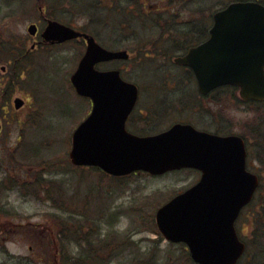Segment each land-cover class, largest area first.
Segmentation results:
<instances>
[{"label":"rangeland","instance_id":"1","mask_svg":"<svg viewBox=\"0 0 264 264\" xmlns=\"http://www.w3.org/2000/svg\"><path fill=\"white\" fill-rule=\"evenodd\" d=\"M35 1L0 0V37L3 34L18 36L16 38L22 42L26 39V36L31 38L27 31V26L29 21L31 22L38 17V14L32 10ZM127 1L121 0L120 2L126 6ZM146 1L148 5L156 3L162 5L165 0ZM223 1L206 0L205 7L209 12V9H214L216 4L221 5ZM134 2H137V0H134ZM94 3L97 4L96 2ZM148 5L146 6L145 14L136 19V31H129V34H125L128 29L124 32L116 31L119 29L115 30L114 24L120 25L121 21H123V15H125L117 11L118 14H121L114 19L112 31L109 32L110 35L108 36L118 38V42L108 39L107 35H99L98 38L102 43L111 47H115L119 43V46L130 49V53L134 56L131 61L115 62L107 68L121 69L126 79L133 80V82L136 81L139 85L143 84L140 90L141 96L145 97V94H147V96L150 95L151 97V95L157 94L161 97L164 94L167 98L172 99L174 103L176 102L178 105L185 107L184 110H179L178 112L174 110L175 108L172 110V106H169L168 117H171V119L189 116L194 119L193 122L195 124L201 127H211L210 123L214 124V126L219 125V111L216 116L210 113V109L206 106L204 110L207 113L201 115V120L200 117L198 118L199 113H195L194 110L190 111L188 106H186L187 100H192L195 94L192 87L187 84L192 91V95L189 93V88L187 89L185 82L188 79L182 77L185 76V68L173 62V58L185 50L176 51L175 48L168 44L166 47L162 45V47L158 48L159 54L153 63L143 62L142 54L135 52L138 50L137 46L140 43L155 41L158 36H162L161 31L163 29H166V34H168V28L175 23L173 19V22H169L168 14L160 17L162 19L160 20L156 14L151 13H157L156 10H151ZM124 10H126V7L122 12ZM82 11L91 13L94 18L98 19V30L103 27L102 21H100L103 15L102 11L97 12L95 9L91 11L90 4L85 5V10L82 9ZM189 15L190 13H182L180 20L189 19ZM170 34L174 38H178L174 31ZM30 47L31 42L25 48ZM80 55V50L73 45L33 49L30 60L26 62V65L31 62L29 79L17 84L16 89H12L14 91L9 94V102L5 101L8 107L0 108V114L4 112L5 108L6 111L7 108L8 110H13L15 114V116L8 114L9 122L4 125L6 132H12L10 139L12 141L7 149L0 146V162L5 158L7 162H11L14 157L15 159H28L26 162L30 163H28L27 167L32 165V176H28L31 181V189L29 191H21L22 193L20 191L18 193L15 190V185L11 184L10 180L13 181L14 179L10 177L4 178L1 173L3 171L0 169V209L4 210H0V227L1 229L4 227H16V230L6 243L0 241V264H58V260L57 262L55 261L57 255L55 256L54 253L56 241V237H53L55 235L54 226L57 216L64 214L63 211L65 209L54 205L52 200H45L44 195L40 191L37 192V195L33 192V183L37 180V176L43 173L46 177L58 179L63 184V190H61L64 191V195L60 198L65 200V204L69 202L68 205L64 206L67 209L64 216H72V218L75 217V219H80L84 222L86 219L83 218L82 207L85 202L91 204L90 208L84 207L86 209L94 210L95 207L100 208L95 213L96 221L101 224H111L102 225L104 228L102 231L105 232L111 229L113 238L117 237V239L124 240L128 245L124 248L123 251L125 253L123 252L116 264H130L131 262L132 264H138L137 260L142 255L146 256V260L153 256V264H193L190 259L180 253L179 250L182 246L170 244L162 235L149 231L150 225L147 223V218L151 220L160 205L197 181V174L185 170L169 172L160 176L136 174L114 180L98 173H85L82 169L74 168L70 164L69 151L73 130L91 108L90 101L78 96L70 82V75L76 68ZM4 64L7 63H0V75L4 72L10 73L11 67L6 68L4 71L2 67ZM165 76L169 79L163 83L162 88L158 92L157 90L155 91V87L159 86V83L156 85L152 83L162 82L160 79L165 78ZM24 78H26L25 75ZM172 79H175L174 84L167 87L166 84L171 83ZM175 86L177 88L176 91L173 90ZM15 96H21L27 101V104L19 110H15L12 105V99ZM228 96L229 93H217L214 96L216 97L214 104L230 103L232 113L237 119H242L241 128L244 132H249L251 124H255L261 118H264V108L260 107L257 112H251V120L248 119L250 118V112L247 114L243 112L235 114L233 109L237 108L235 107L234 96ZM223 97H226L225 101L222 100ZM9 98L5 99L8 100ZM166 102L167 104L172 103L170 100ZM198 104L197 108L202 103ZM216 106H214V109ZM153 109H155L154 111H159L156 102ZM167 122L168 120L166 119L164 124L166 125ZM19 124L29 125L26 130H23L22 138L26 142L25 148L32 149V153L28 155V158H25V155L21 153L13 156L9 152V149L17 143L13 139L20 134ZM11 125L15 126V128L13 126L10 127ZM23 145H21L20 149ZM252 151L256 160L259 155L257 153L256 157L254 147ZM20 152H23V150ZM54 162L59 163L65 171H55ZM261 163L262 165L258 169L263 176V181L257 204H262L264 199V156ZM66 164H69L70 167ZM8 165L11 166L9 163ZM89 183L92 184V193L95 194V198L92 194L86 200H83L82 196L78 194L76 197L71 196V194L79 191L86 193L89 189ZM99 183L102 191L99 192L100 197L96 198ZM78 209L82 212L81 217L77 213ZM15 223L23 225L16 226ZM1 238L0 234V240ZM256 245L253 243L251 248L253 249ZM60 247L62 248V255L65 256L75 255L79 251L70 240L68 242L66 240ZM250 253L249 256H251ZM178 254L180 257H177ZM244 260L242 264H263L264 262V259L255 261L253 257Z\"/></svg>","mask_w":264,"mask_h":264},{"label":"water","instance_id":"2","mask_svg":"<svg viewBox=\"0 0 264 264\" xmlns=\"http://www.w3.org/2000/svg\"><path fill=\"white\" fill-rule=\"evenodd\" d=\"M29 30L34 34L36 26ZM210 32L209 40L174 61L193 69L202 93L233 84L241 87L243 97L263 99L264 5L232 2L215 13ZM79 35L56 21H50L42 34L59 42ZM87 38V50L71 79L79 94L93 99L94 108L73 133L72 162L100 166L113 175L201 170L200 181L157 210L158 229L170 241L186 242L200 264H237L245 244L237 237L234 222L258 186L257 176L245 170L243 145L239 149L234 137H218L181 123L155 135L127 132L125 121L138 88L121 78L119 70H99L95 65L127 59L129 53L105 49ZM23 103L22 98L15 99L16 107Z\"/></svg>","mask_w":264,"mask_h":264},{"label":"flooded vegetation","instance_id":"3","mask_svg":"<svg viewBox=\"0 0 264 264\" xmlns=\"http://www.w3.org/2000/svg\"><path fill=\"white\" fill-rule=\"evenodd\" d=\"M121 0H36L33 4V11L38 14L37 19H33L31 22H28V26L31 24H34L37 28V31L34 36L30 35L29 37L26 36V39L21 44H25L26 47L29 42H31V47L26 49L27 57L30 58V55L32 53L33 49H37L38 47H56V46H67V45H73L78 50H80L81 55L80 58L83 56L88 41L85 37V35L92 36L96 39L97 42H99L103 47L110 49V50H123L126 49L130 53V49L125 48L124 46H119L117 43V46L111 47L109 45H106L102 43L99 40V35H107V38L110 40H115L118 42V38L115 37H109V32L112 31L113 27V21L116 17H118L121 13H124L123 15V21H121L120 25H115L116 31H126L129 34V31H136V19L140 17L142 14H145L146 12V6L148 5L146 0H137V2H134V0H128L126 3V6L123 5ZM133 1V2H131ZM206 0H165L164 4L159 5L158 3L154 5H148V7L151 10H156L157 13L151 12L153 14H156L157 17H159L160 20H162L160 17H164L168 14L169 22L174 20L173 28H168V34L172 33L174 31L178 38H174L171 34H166V29H163L162 36H158L157 40L151 41V42H145L140 43L137 46V49L135 52L140 53H157L156 55L148 56L151 58H146L144 62L153 63L156 59L157 55L159 54L158 48L162 45L166 47L168 44L169 46L176 49V51H183L176 55L173 58V62L177 56H183L185 55L190 48L200 45L201 43L206 42L210 37V29L214 22V15L217 11H219L223 5L216 4V7L214 9H206L205 3ZM212 1V0H211ZM96 2L97 4H95ZM84 3V4H83ZM90 4L91 11H102L103 15L101 16L100 21H102V28L100 27L98 30L97 26V18L93 17L91 13L82 11L85 10V5ZM126 7V10L123 11V9ZM153 7H155L153 9ZM189 7V8H188ZM121 12V13H117ZM150 11V10H149ZM148 11V12H149ZM166 12V13H164ZM182 13H190L189 19L180 20ZM115 14V15H114ZM96 15V14H95ZM97 16V15H96ZM212 19V20H211ZM58 21L64 25L73 27L76 31L81 32L83 35H80L76 38L66 40L64 42H53L44 40L42 38V32L45 30L47 25L49 24V21ZM211 20V23H210ZM173 22V21H172ZM27 26V31H28ZM175 28V29H174ZM168 35V36H167ZM139 37V35H137ZM184 37V38H183ZM138 39V38H137ZM149 46V47H148ZM123 47V48H121ZM148 47L147 49H144ZM137 53V54H138ZM144 56H146L144 54ZM143 55H141V58ZM134 59V56L130 53V57L127 60L122 59H116V60H110L101 63L100 65L104 68L111 66L115 62H125V61H131ZM12 64V61L9 62V64H6L7 69ZM178 65V64H177ZM181 67H184L188 72V76H182L185 79L186 87L187 89L189 86L192 87L195 97L192 100H187L186 106L190 109V111L194 110L195 113H199L198 118H201V115L206 114L207 111L204 110L207 106L208 109H210V113L214 115H218L217 112L219 111L220 114L218 115V122L219 125L214 126V124H211V127L205 126L201 127L200 125H197L193 122V118L191 117H175L176 119H171V117H168L170 107L172 106V110H184L185 107H182L181 105H178V103H174L172 99H169L166 97V95H161V97L157 94H153L147 96L145 94V97L141 96L140 90L142 89V85H139L136 81H134L138 87H139V95L138 99L136 101V104L131 111V113L128 115L126 119V129L133 134L137 135H149V134H155L159 133L161 131H164L168 128H170L175 123H190L197 127L198 129H201L203 131H207L209 133L217 134L222 137L226 136H233L236 139L237 144L239 143V149H241V145H243L245 149V170L250 175L256 174L260 181H263V176L259 172V166L262 165L261 161L264 156V118H261L259 122H256L255 124H251L249 127V132H244L241 128V120L237 119V117L232 113L231 111V104L230 103H216L215 98L213 94L218 91L226 92L225 90L233 91V93H229L230 95L234 96V101L236 103L235 107L237 109H233V111L236 113L243 112L244 114H247L250 112V118L252 119L251 112L256 111L258 107L264 108V101H256V100H243L239 94L238 91H235V87L232 86H222L220 88H216L209 94L203 95L199 91V86L197 83L196 76L193 72V70L189 66H183L179 65ZM12 69V68H11ZM7 78H9V72L5 73ZM11 76H14V72L12 71L10 73ZM167 78H161L160 81L162 82H153V85L158 84L159 86L155 87V91H159V89L162 88L163 83L167 81ZM169 84H166L167 87H170L174 84V80ZM182 80V79H179ZM133 81V80H132ZM195 84H194V83ZM146 84V83H144ZM189 84V86L187 85ZM174 91L177 90L176 86L173 88ZM189 93L192 95V91L189 88ZM173 91V92H174ZM227 97V96H226ZM223 97L222 100L225 101V98ZM146 98V99H145ZM170 100L172 103L167 104L166 101ZM177 100V99H176ZM155 102L157 106L159 107V111H154L153 106L155 105ZM202 103L199 108L198 103ZM27 104V103H26ZM92 105V103H91ZM217 105V106H216ZM214 106L216 108L214 109ZM6 109L2 114H0L1 120L5 123V121L9 122V117H7ZM15 115V114H14ZM188 115V114H187ZM197 117V116H196ZM168 120L166 125L164 124L165 120ZM5 125V124H4ZM11 125L10 127H12ZM29 125H23L19 124L18 128L20 129L19 136H15V139L13 141H16V145L9 149V152L12 153L13 156H15L17 153H21L25 155V158H28V155L32 153L31 148H25L26 142L22 140L23 138V130H26ZM15 128V126H13ZM16 132V131H15ZM11 131H5V127L0 132V146L5 147V149L8 148L9 143H11ZM25 143V144H24ZM24 144V145H23ZM21 145L23 147L20 149ZM257 157V153L259 157L254 159L253 155V149ZM227 148H229L227 146ZM20 149V150H19ZM23 152H20L22 151ZM230 151V150H229ZM11 155V159H12ZM28 159H15L13 157L11 162H7L6 158L0 162V169L3 171L1 172L4 178L10 177L14 179L11 181L12 185H15V190L18 191H29L31 189V181L29 180L28 176H32V165H28L30 162H26ZM8 163L11 165L9 166ZM264 170V169H263ZM199 176L201 175V172L197 171ZM13 187V189H14ZM33 188V185H32ZM19 193V192H18ZM22 193V192H21ZM20 193V194H21ZM15 217H17L14 214ZM60 217V226L61 229H64V222L62 219H64L63 216ZM259 222H261L262 230L259 231L257 228V225H259ZM16 226L23 225L21 223H15ZM235 229L237 232L238 237L244 241V243L249 246V250L252 249L251 246L253 243L257 244L252 250L263 252L264 247L260 244V240L262 237V231H264V204H257V198L256 193L254 195L253 200L247 204L241 212L239 213L236 221H235ZM16 230V227L10 228V227H4L1 229L0 227V234L2 236L1 242L6 243L10 236L14 233ZM6 234V235H4ZM21 236V234H20ZM64 237H59V241L57 238L58 243L63 244L66 239H62ZM183 246V250L185 251V254L190 257L188 248L185 244H181Z\"/></svg>","mask_w":264,"mask_h":264},{"label":"trees","instance_id":"4","mask_svg":"<svg viewBox=\"0 0 264 264\" xmlns=\"http://www.w3.org/2000/svg\"><path fill=\"white\" fill-rule=\"evenodd\" d=\"M264 3V0H260ZM212 20V19H211ZM210 20V23H211ZM0 37V63H9L13 62V69L14 76H10V78H6L4 75H0V108L3 107L5 104V101L8 102L5 98H9V94L12 92V89H16L17 84H20L21 81H26L29 79V75L31 74L29 70H31V62H29V65H26L27 61L30 60L27 57L26 54V45L21 44V41L17 39L18 36H10V35H1ZM144 54L146 56H144ZM157 53H142L143 58L145 60L146 58H151L152 56L156 55ZM151 57H148L150 56ZM24 75L26 78H24ZM167 77V76H166ZM32 80V76H31ZM23 83V82H22ZM3 89H7V93L4 97H1V94L3 93ZM55 171L60 170L59 163L54 162ZM70 167L69 164H66ZM97 171V169H95ZM94 169H83L85 173L88 172L90 174H95ZM45 177V178H44ZM11 182V180H10ZM9 183V182H8ZM62 186L58 179H52L49 177H46L45 174H41L38 176L37 180L33 183V192L37 195V192L40 191L41 194L44 195L45 200H52L54 202V205L60 206L61 208L67 210L64 206L68 205L65 204V200L60 198L63 196L62 193ZM98 194L96 198L100 197L99 192L102 191V187L97 186ZM81 195L83 200L88 199V196L92 194V196L95 198V194L92 193V184L89 183V189L86 193L75 192L71 194V196ZM84 202V201H83ZM75 205V203H73ZM86 204V206H85ZM264 204V199L263 203ZM84 207L90 208L91 204L84 203V206L82 207L83 215L86 220L82 222L80 219H75V217L72 218V216H64V219L62 221L64 222V229H61L60 226V217L57 216L56 224H55V230L58 229L55 232L56 237H64L62 239H66L71 241V243L79 250L77 254L75 255H67V256H61L59 254V248L60 244L55 243V256L57 255V259L55 261L58 264H116L119 257L122 256L124 248H126L128 245L126 241L113 238L111 236V229L103 232L102 225H111L109 223H98L96 221L95 213L97 209H100L99 207H95L94 210L86 209ZM3 210V209H0ZM65 210L63 213L65 214ZM4 211V210H3ZM81 210L78 209V215L79 217L82 216ZM94 213V216H93ZM93 219V220H92ZM146 222V220H144ZM147 223L149 226V231L157 233L156 225L154 222V218L151 217V220L147 218ZM58 227V228H57ZM257 228L259 231L262 230L261 222H259V225H257ZM262 237L260 240V244L264 247V231H262ZM40 238V237H39ZM44 246V244H42ZM53 253V254H54ZM125 253V252H124ZM54 256V255H53ZM140 256L139 260H137L138 264H153L154 259L153 256L150 257L149 260H146V256ZM252 256L255 259V261L264 259V251L258 252L253 250ZM179 257V256H177ZM63 261V262H62ZM263 262V261H261ZM132 264V262L130 263ZM264 264V262H263Z\"/></svg>","mask_w":264,"mask_h":264}]
</instances>
